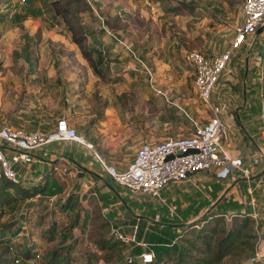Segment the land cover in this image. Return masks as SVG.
Returning a JSON list of instances; mask_svg holds the SVG:
<instances>
[{"label": "crops", "instance_id": "1", "mask_svg": "<svg viewBox=\"0 0 264 264\" xmlns=\"http://www.w3.org/2000/svg\"><path fill=\"white\" fill-rule=\"evenodd\" d=\"M41 1L45 0H19L12 14L0 20V125L49 132L55 129L59 119L66 118L78 132L96 142L99 152L108 162L125 169L134 160L143 142L192 132L193 123L182 108L198 122L204 123L211 118L213 113L210 108L197 101L199 96L192 78L194 72L185 69L188 65L185 55L200 49L206 55L213 56L229 48L236 28L244 22L242 0H208L210 5L207 8L213 11L217 9V1L223 3V25L234 18L233 23L229 22L230 32L223 34V47L226 44L227 47L222 48L221 39L216 38L221 31V24L216 22L211 39L202 35L204 39L200 37L199 49L192 50L191 42L195 41V36L189 32L179 36L175 34L172 41L171 35H158L157 38L156 33L163 20L170 24L171 19L182 28L186 27L196 11L194 4L197 0H98L99 14L91 7L89 14L83 17L89 29L86 45L92 49L95 62L98 61L96 70L73 41L72 34L61 19L55 16L43 18L36 5H40ZM231 5L235 6V12L240 7L237 18L232 10L229 11ZM15 12L21 17H12ZM136 15L140 28L134 27L135 21H138ZM215 16L220 18L217 14ZM88 18H91V22ZM123 22L130 25L127 32L133 28L132 34L121 33L116 27ZM3 25L6 27L3 28ZM25 33L35 40L29 49L30 55L29 51L21 54L26 43L23 37ZM118 40H126L150 67L152 74ZM15 52L19 54L16 58ZM242 53L244 62L234 64L231 60L233 72L222 75L213 93V101L217 104L225 101L227 104L221 117L230 125L233 151H241L245 166L252 169L251 178L238 177L217 182L211 174L202 173L199 179L210 189L200 191L183 184L171 190L164 189L162 198L167 200L164 204L163 199L127 194L84 145L71 140L52 142L32 150L31 162L16 166L21 182L15 184L22 189V192L19 191L22 194L15 188L11 189L16 200L9 207H2L0 214H6L11 209L31 211L32 214L38 210L34 219L40 218L34 226L39 227L45 224V218L48 219L50 215L57 218L50 219L48 227L41 233V241L35 243L23 236V222L31 213H16L18 223L0 225L1 230L3 226L12 224L11 230L18 232L10 245L21 243L22 248L32 245L39 255L37 249L42 247L44 254L58 244L72 245L76 252L80 238L86 242L88 239L86 252L76 256L74 253L76 258L72 263H77L80 258L85 264L91 251L99 252L97 240L111 236L112 227H121L124 233L133 234L135 225H138L137 240L146 245L134 244L131 254L137 256L140 253L135 254V248L141 247L143 252L151 247L147 234L162 235L165 228H171L172 233H182L185 226L218 211L223 202L240 205L236 210L229 209L227 212L234 210L237 214L251 217L254 211L258 212L264 227V203L261 202L264 199V168L261 169L260 165L264 160L254 164L259 147H262L259 133L263 99L260 93L264 90V84L257 71L253 73L259 80L253 77L249 83L252 78L250 71L264 67V28L251 35L232 57ZM251 55L254 59L260 58L261 64L258 65L257 61L255 65L252 64ZM238 69L242 70L243 76L242 103L237 99L238 95L231 91L232 87H227V83H230L237 88ZM251 98H260V111L257 113L253 112L254 106L249 101ZM167 102L173 106L167 108ZM153 106L154 112L151 110ZM176 108L184 113L189 127L184 123L179 125L178 112L170 114ZM180 130L187 134L173 135ZM2 145L9 158L17 151L7 143ZM1 176L0 167V188L3 181H11ZM83 183H88L90 187L85 188ZM252 196L257 198L258 207L250 203ZM49 199L54 200V208H50ZM204 201L205 205L201 206ZM169 204L177 205L175 216L169 215ZM199 206L201 208L196 212ZM63 215L71 220L68 226L63 227L59 223L58 217ZM158 215H161L160 220ZM53 228L59 234L50 240L48 235H51L49 232ZM20 249L10 247V264L15 263L16 258H20L21 262L35 260L23 258ZM112 263L114 261L107 262L102 258L96 262Z\"/></svg>", "mask_w": 264, "mask_h": 264}, {"label": "built area", "instance_id": "2", "mask_svg": "<svg viewBox=\"0 0 264 264\" xmlns=\"http://www.w3.org/2000/svg\"><path fill=\"white\" fill-rule=\"evenodd\" d=\"M86 1L94 12L99 14L96 5L98 0ZM242 12L244 22L236 28L235 38L228 49L213 56H208L199 50L189 51L185 55L186 61L194 70L195 91L203 104L207 105L213 113L207 122L201 123L182 108L193 123V130L190 134L168 136L158 141H145L137 149L134 160L125 169H120L108 162L99 152L95 141L78 132L66 118L59 119L55 129L49 132L0 125V167L2 175L16 184L20 183L16 166L20 163L31 162L33 160L32 150L52 142L71 140L84 145L116 183L125 189L127 194L143 198L163 199L162 203L164 204L167 200L162 198L163 190H171L176 185H190L200 191L205 188L210 189L209 186L202 184L199 179V175L202 173L211 174L217 182L238 177L251 178L252 169L245 166L244 155L241 151H233L230 140V125L221 117V113L227 108V104L225 101L220 104L213 101V93L222 75L233 72L230 63L234 52L242 48L249 37L264 25V0H245L242 4ZM118 41L152 74L150 67L140 59L126 40ZM257 63L258 65L261 64L260 58H257ZM260 94L263 101L259 137L264 148V90ZM3 143H7L17 150L11 158L4 151ZM262 147H259L254 158V164L259 163L260 159H264ZM83 185L85 188L90 187L88 183H83ZM250 201L254 207H258L256 197L252 196ZM47 202L50 208H54L53 199H49ZM168 208L169 215L175 216L177 205L169 204ZM30 212L22 210L20 214H29ZM237 215L242 216L234 210L224 214L228 227L232 226ZM160 218L161 215H158V220ZM252 218L256 236L254 241L255 255L249 261L256 263L264 261V227L260 222L258 212L254 211ZM208 220L201 218V221L198 220L195 226L201 228ZM23 225L25 229L28 222H23ZM137 230L138 225H135L134 233L126 234L121 230V227H112L110 234L126 246L125 259L127 262L131 263L136 258H140L144 263L153 262L155 253L151 249H146L137 256L131 254L134 244L146 245V243L137 240ZM20 261V258L15 259V263H20Z\"/></svg>", "mask_w": 264, "mask_h": 264}, {"label": "trees", "instance_id": "3", "mask_svg": "<svg viewBox=\"0 0 264 264\" xmlns=\"http://www.w3.org/2000/svg\"><path fill=\"white\" fill-rule=\"evenodd\" d=\"M244 1L245 0H242V2ZM0 4H5L11 10L15 9V6H13L9 0H0ZM83 4L86 6L88 5L85 0H54L51 2V7L55 17H58L64 22L66 28L72 34L73 41L80 46L84 57L96 70L98 61L95 62L92 49L86 45L89 29L85 25L83 17L79 15V12H75V8ZM87 8L89 11L91 10L90 5L87 6ZM10 14L11 12L0 13L2 16H10ZM12 17L20 18L21 14L15 12ZM23 37L26 43L23 46L21 54L24 55L29 51L35 40L27 33H25ZM30 54L31 51H29V55ZM18 55V52H15V58ZM1 177L4 179L3 175ZM17 187L18 186L12 181H3V185L0 188V210L2 207H9L16 200L13 198L11 189L15 188L18 192L22 190L20 187V189ZM22 198H24L23 195ZM202 205H205V201L202 202L201 206ZM239 207L240 205L235 202H223V205H221L218 211L205 217V220L211 217L208 221L214 217V221L210 222V225L212 224L211 227L202 226L201 228H197L194 222L185 226L182 229V233H172L171 228H165L162 235L147 234L148 241H151L150 249L155 253L153 262L144 263L140 258H136L131 263L127 262L125 259L126 246L113 236H109L108 238L102 237L101 239H96L99 252L91 251L88 261L86 260L85 264H96L101 258L105 259L107 262L114 261L112 264H222L223 259L232 251H235V248H241L243 256L239 259L237 264H246L245 262L249 261L250 258L255 255L254 241L256 236L252 217L247 214L242 216L237 215L228 231L223 227L221 230L219 228L220 224L224 221V214L227 210H236V208ZM200 208L199 206L195 211L198 212ZM3 227L4 228L0 230V244L4 245L5 250L4 255H0V264L11 263L12 260L8 256L11 246L21 248L20 255L27 260L37 259L39 257V255L34 252V246L32 245H27L23 248L21 243L10 245L13 243V236L18 232H13V230H11L12 224H7ZM49 233L51 234L48 235V239L50 240H53L59 234L55 228ZM174 241L176 242L174 243ZM74 253V246L58 244L48 249L43 254L41 262L42 264H72L75 260ZM134 253L141 254L142 248H135Z\"/></svg>", "mask_w": 264, "mask_h": 264}, {"label": "rangeland", "instance_id": "4", "mask_svg": "<svg viewBox=\"0 0 264 264\" xmlns=\"http://www.w3.org/2000/svg\"><path fill=\"white\" fill-rule=\"evenodd\" d=\"M11 3H12V5L13 6H15V9L17 8L16 6H18V2H19V0H9ZM50 1H52V0H45V1H41L40 2V5H38L37 3H36V5L38 6V8L41 10V14L43 15V18H49V17H54L55 15H54V13L51 11V8H50V6H51V2ZM86 1V0H85ZM104 1V0H103ZM119 2H121V1H123V0H118ZM204 2V4H200V2ZM241 1V0H240ZM87 2V1H86ZM20 3V2H19ZM106 3V2H105ZM208 3H210L208 0H197V2H196V4H194V5H196L195 7V9L194 10H196L195 11V13H194V15H193V18L190 20V21H188L187 22V25H186V27H181V26H179L178 24H176V23H173V21L171 20V19H169V21L171 22L170 24L168 23V21L167 22H165L164 20H163V24L162 25H160L159 24V26L160 27H158V31H157V38H158V35H163V34H169V35H171V37H170V39H171V41H172V39H173V36L176 34V35H181V34H187V32H189V33H191L193 36H195V43L194 42H191V45H192V47L190 48V50H192V49H199V47H197L198 45H199V40H200V37H201V39L203 40L204 38L202 37V35H206V38H208V39H211V36L212 35H214V33H211L212 32V30H213V27H215L216 25H215V23L217 22V23H219V24H221V31L219 32V33H217V35H216V38L218 37L219 39H221V47L222 48H224V47H227V44L223 47V39L225 38V37H223V34L224 33H229L230 31H229V28H230V23L229 22H231L232 21V23L234 22V18H232V20H230L227 24H224L223 25V3L222 2H220V1H217V5H216V8L217 9H214V11H213V9H208L207 8V6L208 5H210V4H208ZM87 6H89V3L87 2ZM75 5V4H74ZM87 6L85 5V4H83V5H81L80 7H77V8H75V12H79V15L81 16V17H86L87 16V14H89L88 13V11H89V9L87 8ZM239 6H240V4H239ZM220 7H222V8H220ZM231 7H232V9H230L229 11H231L232 10V12H233V15L237 18L238 17V14H239V12H241V10H239L240 9V7H238V9H237V12H235L234 10L235 9H233L235 6H232L231 5ZM12 8V7H11ZM41 8H43V9H41ZM9 7H7L5 4H0V13H2V12H11V14H12V12H13V10L14 9H9ZM216 10V11H215ZM221 12V13H220ZM102 14V13H101ZM215 14H217L218 16H220V18L219 17H216L215 16ZM103 15V14H102ZM208 17V20H206L205 21V17ZM9 17V16H8ZM136 17V19H138V16L136 15L135 16ZM6 18V16H2V15H0V20H3V19H5ZM235 18V19H236ZM88 21L89 22H91V18H88ZM94 22H97V20H94ZM136 23V24H135ZM135 23H134V27L135 26H138V28H140V22H139V19H138V21L136 20L135 21ZM160 23H162V22H160ZM130 25H129V23H126L125 22V25H124V22L123 23H121L120 25H116V27L121 31V33H126L127 31H128V27H129ZM144 25H141V27H143ZM6 27V25H3V28H5ZM144 27H146V26H144ZM228 28V31H225V29H227ZM142 29V28H141ZM150 29H153V27L152 26H150ZM132 30H133V28H132ZM132 30L130 31V32H127V33H131L132 34ZM188 30V31H187ZM153 31L155 32V29H153ZM215 31H217L216 29H215ZM186 39H187V37H186ZM215 40V39H214ZM226 49H228V48H226ZM200 50V49H199ZM243 53L245 54V52L243 51ZM243 53L242 54H238L235 58L234 57H232V60H233V63L234 64H236V63H238L239 61H240V63L241 62H244L243 61ZM250 61H251V63L252 64H254L255 65V61H257V58H252V55H251V57H250ZM187 63V62H186ZM239 67V66H238ZM260 67V66H259ZM259 67H257L258 69H253L252 71H250V76L252 77H250L251 79H249V83L250 82H252L253 80V77H255V76H257V75H254V71H257L258 72V76H259V78H260V80H261V82L264 84V67H262V68H259ZM185 69H189L190 70V72H194V70H193V68H192V66L191 65H189V63H188V65L185 67ZM238 73L236 74L237 75V77H238V80H239V84H238V86H237V88L235 89V87L234 86H232L230 83H227L226 85H227V87L229 88V87H232V92L233 93H236L237 95H238V100L240 101V103H242L241 101H242V80H243V76H242V70L240 71V69H238V71H237ZM236 75H235V78H236ZM193 82H194V75H193ZM191 77H189V80L190 79H192ZM255 80H259L258 78H256L255 77ZM191 81V80H190ZM223 82H227L226 80L224 81L223 80ZM194 97V96H193ZM197 101L202 105V101L200 102V100H199V97H197ZM249 101H250V103L252 104V106H254V108H253V112L254 113H257V112H259L260 111V105H261V102H260V98H255V99H253V98H251V99H249ZM198 103V104H199ZM197 104V105H198ZM169 105H170V107H169ZM166 106H167V108H171V106H173V105H171L169 102H167L166 103ZM203 106V105H202ZM186 109L188 110V108L186 107ZM153 112L155 111V106H153L152 107V109H151ZM190 111V110H189ZM152 112V113H153ZM176 113V112H178L179 114L177 115L178 116V121H179V125H183V123L184 124H187L188 125V127H189V122H188V120H187V118L185 117V115H184V113L179 109V108H176L175 110H173V111H170V114L172 115L173 113ZM166 114H169V113H165V115ZM169 114V115H170ZM194 116V115H193ZM197 119V118H196ZM198 120V119H197ZM178 125V126H179ZM257 128H254V130H256ZM178 133H182V134H187L186 132H184V131H182V130H180L179 132H176V133H174L173 135H175V134H178ZM260 138V137H259ZM256 157V156H255ZM262 160H264V159H260V161H259V163H261V161ZM258 164V163H257ZM261 169L262 168H264V163L262 162L261 164ZM252 177V176H251ZM176 186H178V185H176ZM179 186H182V184H180ZM173 187V186H172ZM176 188V187H175ZM261 202H263L264 203V199L263 200H261ZM27 207H25V209H26ZM15 211H17V210H10V212H8V213H1L0 214V225H4V224H6V223H14L15 222V224L16 223H18V216H17V214L16 213H18V212H20V210L19 211H17V212H15ZM36 212H38V210H35L34 211V213L32 214L31 212V215H29L28 217V219H26V221L28 222V226L25 228V229H23V236H25V237H29L30 238V240H32L33 242H35V243H38L39 241H41V233H42V231L44 230V229H46L47 227H48V225H49V223H50V219H52V220H55V218H57V217H55V216H53V215H50L49 216V218L48 219H46L45 218V224L44 225H42V227H39V225H37V226H34V224L37 222L38 223V220H39V218L40 217H38V218H36V219H34L35 218V215H36ZM208 214V212H206L205 213V215H207ZM60 215V214H59ZM58 215V216H59ZM204 216V215H203ZM31 218V219H30ZM204 218V217H203ZM58 220L60 221H58L60 224H62V226L64 227V226H68L71 222V220H70V218H68L67 216H64L63 215V217H58ZM198 221V220H197ZM199 221H201V219H199ZM211 221H214V217L210 220V221H208V222H206L203 226H212V224L210 225V222ZM32 223V224H31ZM29 225H32V226H30L29 227ZM224 228V229H226L227 231H228V229L230 228V227H228L227 226V222H226V220L224 219V221L220 224V230H221V228ZM194 229H196V228H194ZM28 233V234H27ZM28 236H27V235ZM20 238V237H19ZM79 244H78V247H77V249H76V252H75V256H76V254L78 255H84V253L86 252V248L88 247V243H89V241H88V239H87V242L86 241H82L81 240V238H80V240H79ZM40 248V247H39ZM4 250H5V248H4V245H2V244H0V255H4ZM43 250L44 249H42V247L40 248V249H37V251L39 252V257L37 258V259H35V260H31V261H23V262H21L20 261V264H42V262H41V258H42V256H43V254H42V252H43ZM9 256V255H8ZM243 256H242V252H241V248H235V251H232L229 255H227L224 259H223V263L222 264H237V262L239 261V259H241ZM13 258V257H12ZM76 258V257H75ZM83 260V259H82ZM80 258H78V262L77 263H74V264H82L83 263V261H82ZM245 262V261H244ZM262 262V264H264V261H261ZM246 263V262H245ZM12 264H16V263H13L12 262Z\"/></svg>", "mask_w": 264, "mask_h": 264}, {"label": "water", "instance_id": "5", "mask_svg": "<svg viewBox=\"0 0 264 264\" xmlns=\"http://www.w3.org/2000/svg\"><path fill=\"white\" fill-rule=\"evenodd\" d=\"M263 28H264V26L263 27H261L258 31H261V30H263ZM180 226H182V225H180ZM184 226V225H183Z\"/></svg>", "mask_w": 264, "mask_h": 264}]
</instances>
